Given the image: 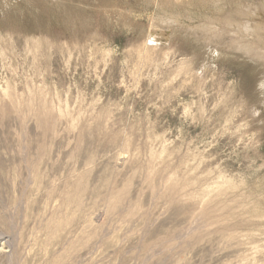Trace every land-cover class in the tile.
Returning <instances> with one entry per match:
<instances>
[{"label":"rangeland","instance_id":"obj_1","mask_svg":"<svg viewBox=\"0 0 264 264\" xmlns=\"http://www.w3.org/2000/svg\"><path fill=\"white\" fill-rule=\"evenodd\" d=\"M247 24L264 0H0V264H264Z\"/></svg>","mask_w":264,"mask_h":264},{"label":"bare ground","instance_id":"obj_2","mask_svg":"<svg viewBox=\"0 0 264 264\" xmlns=\"http://www.w3.org/2000/svg\"><path fill=\"white\" fill-rule=\"evenodd\" d=\"M216 3H218V2H216ZM223 9V8H222ZM215 13H217V12H215ZM212 16V15H211ZM173 20V19H172ZM167 21H169V20H167ZM177 23V21H176V19L174 20V21H172V22H170V24L169 25H171V26H173V25H175ZM179 24H180V22H179ZM224 24L226 25V26H228L229 28L231 27V19H230V21L228 22V20L226 21V22H224ZM188 25V24H187ZM245 25V24H244ZM243 25V26H244ZM261 26H258V25H256V26H252V25H250V24H247L246 26H244V28H242L241 29V31L244 33V35H246V36H254V37H257L258 39H260V38H263L262 37V35H263V33H264V31H263V29H261L260 28ZM165 29V28H164ZM168 31V30H167ZM260 31H262V32H260ZM200 32V31H199ZM219 33V29L218 28H214V31H212V32H210V34L212 35V38H220V37H222L224 34H218ZM231 32V31H230ZM161 33V32H160ZM156 34V33H155ZM158 34V33H157ZM208 34V33H207ZM262 34V35H261ZM206 34H204V31L203 32H200V36H205ZM207 36V35H206ZM154 39V38H153ZM217 43V42H216ZM252 44V43H251ZM237 47H241L242 48V50L245 52V53H248V54H252L253 52H255L254 51V47H252L253 45H250L248 42H245V43H242V42H237ZM258 48V47H257ZM261 55V54H260ZM80 187H83L82 186V184H80L79 185ZM80 187H78V190L80 189ZM77 189V188H76ZM77 190V191H78ZM78 193V192H77ZM74 195H76V197L75 196H73L74 198L72 199V201H71V199H70V201L71 202H73V203H75V204H77L78 205V202H79V197H80V195H79V197L77 196L78 194H74ZM72 203V204H73ZM1 235V234H0ZM3 238V236H0V240ZM3 245V244H2ZM1 249V248H0ZM6 260V259H5Z\"/></svg>","mask_w":264,"mask_h":264}]
</instances>
